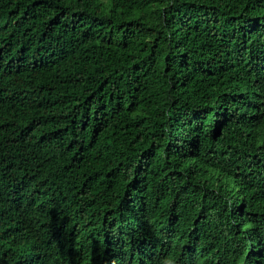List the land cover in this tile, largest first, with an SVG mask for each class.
<instances>
[{
  "label": "trees",
  "instance_id": "trees-1",
  "mask_svg": "<svg viewBox=\"0 0 264 264\" xmlns=\"http://www.w3.org/2000/svg\"><path fill=\"white\" fill-rule=\"evenodd\" d=\"M0 264H264V0H0Z\"/></svg>",
  "mask_w": 264,
  "mask_h": 264
}]
</instances>
